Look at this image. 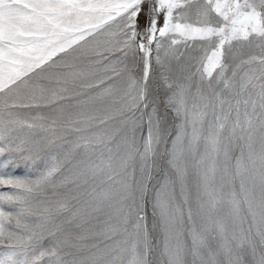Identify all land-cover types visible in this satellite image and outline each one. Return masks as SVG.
<instances>
[{"label": "snow or ice", "instance_id": "6c2138e0", "mask_svg": "<svg viewBox=\"0 0 264 264\" xmlns=\"http://www.w3.org/2000/svg\"><path fill=\"white\" fill-rule=\"evenodd\" d=\"M0 264H264V0H0Z\"/></svg>", "mask_w": 264, "mask_h": 264}]
</instances>
